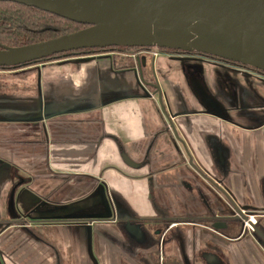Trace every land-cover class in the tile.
Instances as JSON below:
<instances>
[{
    "label": "crops",
    "instance_id": "0c3cea01",
    "mask_svg": "<svg viewBox=\"0 0 264 264\" xmlns=\"http://www.w3.org/2000/svg\"><path fill=\"white\" fill-rule=\"evenodd\" d=\"M29 68L15 82L0 83V264H140L145 251L135 255L118 240L112 216L99 217L109 213L106 200L117 191L139 215L152 216L154 184L157 199L173 213L181 173L203 177L220 153L236 158L231 177L243 174L249 196H256L264 174L256 160L264 149V121L250 128L244 116L224 118L219 110L226 107L205 98L210 92L197 78L193 93L184 73L157 77L171 96L186 98V120L184 106L167 109L162 86L156 92L140 87L133 72L116 69L105 55ZM167 129L177 149H170ZM179 157L194 161L186 167Z\"/></svg>",
    "mask_w": 264,
    "mask_h": 264
},
{
    "label": "flooded vegetation",
    "instance_id": "af4514ba",
    "mask_svg": "<svg viewBox=\"0 0 264 264\" xmlns=\"http://www.w3.org/2000/svg\"><path fill=\"white\" fill-rule=\"evenodd\" d=\"M100 48L104 49L92 53H70L63 57L108 56L116 69L133 72L134 83L140 87L141 83L144 84L151 92L159 91L161 86L164 89L165 81L159 82L157 77L160 78L165 72L168 75L184 73V76L189 80L188 83L192 91L195 93L198 91V79L210 92L205 98L212 101L215 96L216 102L226 107V110H219L224 117L233 120L235 118L233 116L238 117V119L244 116V120L241 121L247 122L243 124L250 128H255L264 121V90L258 89L256 84L258 82L264 83V72L261 69H254L241 62L207 55L199 51L163 50L157 46L142 48L108 46ZM160 57H164L162 63ZM35 63L37 61L32 64ZM28 69H31L29 65ZM22 71L27 70L22 69ZM212 109L218 110L213 106ZM159 133L157 132L148 147V156ZM260 135L264 137V133ZM220 154L219 159H212L213 169H205L207 173L201 171L203 177L199 178L193 175L194 178L201 180L200 185L207 188L204 194L209 193L207 211L206 209L188 210L185 213V210L181 208L179 214H172L169 208L157 199L154 184L151 186L153 206L154 203H158L162 206L163 211L155 210L152 216H142L150 220H142L141 226L145 230L153 231L156 234L157 242L150 249L143 246L138 248L145 251V255L139 259L140 264H168L170 258H174L178 264H184L177 252L168 254L167 251L171 247L168 246L169 240L166 234L168 235L171 229L179 225L187 224L204 228L201 232L203 236H198L199 245L197 248H194V244L191 246L190 254L193 259H202L203 264H211V259L220 260L222 264H264V174L261 176L260 188L256 190V196L252 198L249 196L246 184L242 183L243 174L237 173L239 175L236 174L231 177L230 172L233 171L231 163H229L230 168L227 167V171L223 169L222 165L228 160L232 161V158L227 159L225 155ZM258 159L264 163V149L259 150L256 160ZM191 160L194 161L193 158ZM223 173L227 174L228 177L224 178ZM240 186L243 187L242 190ZM191 189L195 191V189ZM196 193L202 197L199 192ZM125 200L127 201V199ZM193 201L194 203L198 202L195 197H193ZM239 225H242L241 229ZM115 227L123 236L120 225L116 223ZM248 230L251 232L249 237L257 244L256 254L259 260L255 257H253L255 259L248 257L244 242L240 246L241 250L235 249L233 252V243H239L247 235ZM174 249L176 251L175 246ZM218 252L222 253V256ZM151 253L158 256L157 260L142 261V257L149 260Z\"/></svg>",
    "mask_w": 264,
    "mask_h": 264
},
{
    "label": "water",
    "instance_id": "95a60500",
    "mask_svg": "<svg viewBox=\"0 0 264 264\" xmlns=\"http://www.w3.org/2000/svg\"><path fill=\"white\" fill-rule=\"evenodd\" d=\"M1 1L34 6L87 26L36 43L0 46V66L84 48L157 46L199 51L264 71V0ZM105 204L109 213L100 218L130 220L114 196ZM136 226L127 224L131 236Z\"/></svg>",
    "mask_w": 264,
    "mask_h": 264
},
{
    "label": "trees",
    "instance_id": "16d2710c",
    "mask_svg": "<svg viewBox=\"0 0 264 264\" xmlns=\"http://www.w3.org/2000/svg\"><path fill=\"white\" fill-rule=\"evenodd\" d=\"M86 26L87 25L85 24L67 19L65 17H61L57 14L39 9L34 6L24 5L22 3H17V2L0 0V46H22L31 43H36L50 38L58 37L62 34L75 32ZM117 47L142 48L147 46H117ZM103 49L104 48H100V47L84 48V49L73 50L70 52L58 53L43 59L50 60L52 58H56L58 56L62 57L65 56V54H70V53H75V54L82 52L92 53ZM160 49L184 51L182 49H172V48H160ZM207 55H211V54H207ZM32 63H34V61L17 66H0V69L21 68L24 65H30ZM246 66L257 69L250 65H246ZM26 72L27 71H21L19 73H16L15 76L19 77L25 75ZM114 196L116 200L128 211L130 217V220L120 219L116 222L117 224L120 225L121 228L120 231L123 234L124 243L131 244L134 249H138L142 246L146 249H150L157 242L156 234L153 231L143 229V227L140 224L142 220H150V219L140 216L129 205V203L125 200V198L121 195V193L114 192ZM154 208L158 212L163 211L162 206L159 205L158 203H154ZM128 223L138 224L140 226L144 234V238L142 241H138L136 238H134L129 234L127 229ZM157 258L158 256L156 254L151 253L149 260L146 257H142V261L149 262L150 260L153 259L157 260ZM168 264H178V262L174 258H170Z\"/></svg>",
    "mask_w": 264,
    "mask_h": 264
},
{
    "label": "rangeland",
    "instance_id": "374dc122",
    "mask_svg": "<svg viewBox=\"0 0 264 264\" xmlns=\"http://www.w3.org/2000/svg\"><path fill=\"white\" fill-rule=\"evenodd\" d=\"M57 58H63V56L62 57L58 56V57L52 58V59H57ZM52 59H50V60H52ZM40 61H44V59H42ZM30 65H33V64H30ZM27 68H28V65H24L21 68H14V69H3L2 68V69H0V83H5V85H7V84H11V83L15 82L17 80L16 79L17 77L15 76L16 73L21 72L22 69H26L27 70ZM164 90L166 91V97H164V99H165L166 107H167V109L169 111H172V110H174L175 107H180L182 105V106H184L186 108L185 109L186 110L185 114H187L188 112H191L190 109L187 108V104L188 103H186V98L185 97L184 98H180V100H179V99L176 98V96L173 97V96H171L169 94L168 88L166 86H164ZM212 96H214V95H212ZM214 98H215V96H214ZM197 100H199V99L196 96V99H193V103L194 104L197 103ZM191 102H192V100H191ZM163 114L165 115V118L167 119V122L169 123V124H167L168 125L167 127L170 128V126H171L170 121L171 120L168 119L169 116L166 115L165 111H163ZM185 118H186V120H188L189 115L187 114L185 116ZM224 118H226V117H224ZM169 133L170 132L167 129L166 133L164 134L165 139L167 140V142H168V144L170 146V149L173 148V147L175 149H177V144L172 142L173 141L172 140V136ZM175 137L177 138V140L179 138L178 142H179V144L181 146L185 145L184 144V139L180 135V130L175 131ZM225 140H226V138H225ZM172 143H173V145H172ZM186 155H188V152L186 153ZM156 159H157V157H156V154H155V156L153 157V166L158 165V162L156 163ZM177 160L181 161V164L183 163L184 166L187 164L186 167H189L191 165V159H189L187 157H183V158L179 157ZM197 161L200 162L201 164H204L203 161L200 158L197 159ZM229 163L232 164L231 165L232 166V170H235L236 166H238L236 158L233 157L232 161L226 162L225 164L222 165L224 170H226L227 165ZM186 172H187V174L184 175ZM186 172H182L181 175H180V183H179L180 197L178 199L179 200L178 201V206L179 207L178 208L175 207V210L177 212H179L181 210V208H183V210H185V213H187L188 210H193V211L198 210L199 211V210H205L206 209V211H207L208 210V200L210 199L209 198V193L204 194V192H206L207 188L205 186H203V185H200V183H201L200 179L198 180L197 178L192 177L189 171H186ZM223 176H224V178L228 177V175L225 174V173H223ZM191 188L195 189L196 192H199L202 197L198 196L197 193L194 190H192ZM193 197H195L198 200V202L194 203ZM205 197L207 198V201H206ZM176 211H174L172 214H179ZM241 227H242V225H239L240 229H241ZM202 231H203V229L201 227L199 228V227H195V226H191V225L187 224V225H179V226L171 229L169 231L168 235L166 234L167 239L169 240L168 241L169 242L168 246L169 247H174L175 246L176 252H177V254H179V257L183 260L184 264H197V262H198V264H203L204 263V262H202V259H200V260L198 258H196V260L193 259V257L190 254L191 253V249H192L191 248L192 244L195 245L194 248H197V246L199 245L198 236L199 237L203 236V234L201 233ZM248 232H249V230L247 231V235L239 243L238 242H234L233 243V246H232L233 252H234L235 249L237 251L241 250L240 246H242V244L244 242L245 245H246L245 250H247L246 252H247L248 257H252V259H255V258L258 259L257 254H256L257 244L252 241L251 237H249L251 232H249V233ZM198 234H200V235H198ZM132 235L135 238H137L138 240H142L143 239L142 229L140 227H138V226H136L132 230ZM121 237H123L121 234L117 235L118 240ZM124 246L125 247L127 246V248L130 249L131 251H133L135 253V255H137L138 252H139L138 249L137 250L134 249L131 244L124 243ZM219 254L222 256V253H219ZM253 257H255V258H253ZM203 259H204V257H203ZM227 261H228V259H227ZM210 263L211 264H214V263L215 264H222V262L220 260L219 261H215L213 259L210 260Z\"/></svg>",
    "mask_w": 264,
    "mask_h": 264
}]
</instances>
